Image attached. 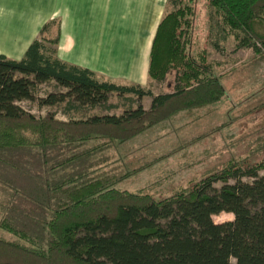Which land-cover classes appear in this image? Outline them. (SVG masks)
I'll list each match as a JSON object with an SVG mask.
<instances>
[{"label": "trees", "instance_id": "trees-1", "mask_svg": "<svg viewBox=\"0 0 264 264\" xmlns=\"http://www.w3.org/2000/svg\"><path fill=\"white\" fill-rule=\"evenodd\" d=\"M207 1L221 40L232 35L237 49L264 57V0ZM172 2L175 10L158 24L149 62V77L160 82L176 71L171 93L99 81L92 71L60 61L53 48L59 33L45 37L55 20L22 59L0 55V229L19 240L0 239V264H264V161L232 165L156 199L118 189L120 179L94 159L180 110L224 95L205 60L185 51L189 6ZM43 84L55 91L37 95ZM113 94L124 107L107 104ZM23 102L38 108L66 103L69 118L52 111L37 117ZM97 108L122 111L96 114ZM222 213L233 220L214 223Z\"/></svg>", "mask_w": 264, "mask_h": 264}, {"label": "rangeland", "instance_id": "rangeland-1", "mask_svg": "<svg viewBox=\"0 0 264 264\" xmlns=\"http://www.w3.org/2000/svg\"><path fill=\"white\" fill-rule=\"evenodd\" d=\"M181 4L191 10L187 18L190 26L185 51L199 62L205 60L213 77L222 85L224 95L216 103L180 110L130 140L97 152L94 158L105 163L108 175L120 179L115 185L118 189L149 194L156 199L189 190L205 177L232 165H257L264 161V57L252 49H237L232 35L221 40L216 17L209 20L207 0H181ZM156 7L160 11V21L175 10L172 0L156 1ZM57 29L58 24L52 25L45 37L55 34ZM213 41L219 44V49L213 47ZM175 73V70L166 73L161 82L150 78L143 88L154 95L171 93L176 84ZM49 91H55L52 85L43 84L38 87L37 95ZM122 103L124 100L113 94L107 104L122 106ZM141 104L148 110L150 98H142ZM20 105L37 117L52 111L56 118H69L63 110L66 103L53 108H38L35 102ZM121 109L97 108L94 112L121 114ZM259 175H264V169ZM242 180L250 181L248 178ZM229 183L233 184L234 180ZM221 186L220 182L213 185L217 189ZM4 196L0 189V203ZM231 220L233 215L228 213L213 217L216 224ZM0 239L19 243L16 237L1 229Z\"/></svg>", "mask_w": 264, "mask_h": 264}, {"label": "crops", "instance_id": "crops-1", "mask_svg": "<svg viewBox=\"0 0 264 264\" xmlns=\"http://www.w3.org/2000/svg\"><path fill=\"white\" fill-rule=\"evenodd\" d=\"M1 1L0 55L22 59L41 28L55 20L59 35L53 48L60 61L92 71L99 81L142 88L150 82L159 0Z\"/></svg>", "mask_w": 264, "mask_h": 264}]
</instances>
